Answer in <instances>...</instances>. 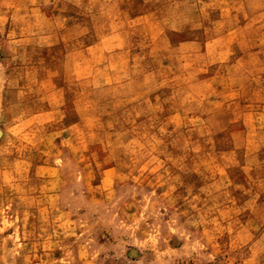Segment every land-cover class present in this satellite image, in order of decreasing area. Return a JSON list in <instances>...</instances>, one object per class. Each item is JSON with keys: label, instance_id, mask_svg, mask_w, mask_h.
<instances>
[{"label": "rangeland", "instance_id": "1", "mask_svg": "<svg viewBox=\"0 0 264 264\" xmlns=\"http://www.w3.org/2000/svg\"><path fill=\"white\" fill-rule=\"evenodd\" d=\"M0 264H264V0H0Z\"/></svg>", "mask_w": 264, "mask_h": 264}]
</instances>
